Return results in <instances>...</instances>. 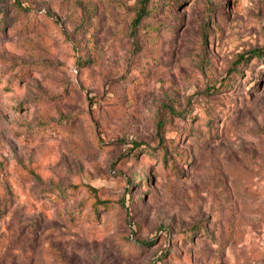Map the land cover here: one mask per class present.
Returning <instances> with one entry per match:
<instances>
[{
    "label": "rangeland",
    "instance_id": "374dc122",
    "mask_svg": "<svg viewBox=\"0 0 264 264\" xmlns=\"http://www.w3.org/2000/svg\"><path fill=\"white\" fill-rule=\"evenodd\" d=\"M143 1L0 0V264H264V0Z\"/></svg>",
    "mask_w": 264,
    "mask_h": 264
},
{
    "label": "trees",
    "instance_id": "16d2710c",
    "mask_svg": "<svg viewBox=\"0 0 264 264\" xmlns=\"http://www.w3.org/2000/svg\"><path fill=\"white\" fill-rule=\"evenodd\" d=\"M146 2V0L143 1V3ZM142 16V13L140 12L137 17L135 18L134 20V24L138 23V21L140 20ZM263 49H257L255 51H252L250 54H253V58H258V57H261L262 54H263ZM58 193H61V190L58 191ZM93 197V202L90 203L91 206H94L96 204H99L100 206H105V201H100L99 199H97V197H95V194L92 196ZM50 198H53L55 199V195H50Z\"/></svg>",
    "mask_w": 264,
    "mask_h": 264
}]
</instances>
